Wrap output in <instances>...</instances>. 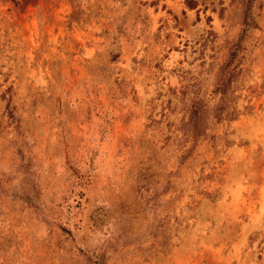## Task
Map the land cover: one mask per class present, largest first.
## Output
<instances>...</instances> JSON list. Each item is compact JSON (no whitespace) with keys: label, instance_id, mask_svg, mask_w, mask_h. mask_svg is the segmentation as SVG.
<instances>
[{"label":"rangeland","instance_id":"1","mask_svg":"<svg viewBox=\"0 0 264 264\" xmlns=\"http://www.w3.org/2000/svg\"><path fill=\"white\" fill-rule=\"evenodd\" d=\"M245 4L0 0V264H264V0L249 27Z\"/></svg>","mask_w":264,"mask_h":264},{"label":"trees","instance_id":"2","mask_svg":"<svg viewBox=\"0 0 264 264\" xmlns=\"http://www.w3.org/2000/svg\"><path fill=\"white\" fill-rule=\"evenodd\" d=\"M250 3H251V0H246V4L244 6L245 7L244 8L245 15H244V21L243 22L245 24V27H249L251 20H253L251 17L252 15L248 11ZM187 4L190 7H192L190 5V0H187ZM231 54L233 55L234 51H232ZM220 84H221V86L218 85V88L222 92L223 81H221ZM222 93H223V95H225L224 94L225 92H222ZM205 112H206V109L204 107L203 102L200 99H195V100L191 101V104L189 107V119L187 120V122H185L186 130L188 132H191L194 135H199L203 131L201 128V123L203 122ZM236 112H237L236 109H233L231 112H229V116L234 119L237 115ZM217 114H219V112H217Z\"/></svg>","mask_w":264,"mask_h":264}]
</instances>
